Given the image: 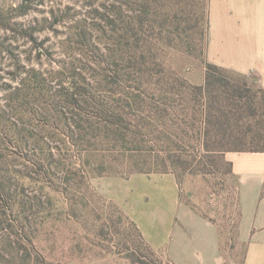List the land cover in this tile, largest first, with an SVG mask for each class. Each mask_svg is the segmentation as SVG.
I'll use <instances>...</instances> for the list:
<instances>
[{
    "label": "rangeland",
    "instance_id": "rangeland-1",
    "mask_svg": "<svg viewBox=\"0 0 264 264\" xmlns=\"http://www.w3.org/2000/svg\"><path fill=\"white\" fill-rule=\"evenodd\" d=\"M210 2L0 0V264H174L178 201L242 264Z\"/></svg>",
    "mask_w": 264,
    "mask_h": 264
},
{
    "label": "crops",
    "instance_id": "crops-1",
    "mask_svg": "<svg viewBox=\"0 0 264 264\" xmlns=\"http://www.w3.org/2000/svg\"><path fill=\"white\" fill-rule=\"evenodd\" d=\"M209 12V61L242 75H255L264 87V0H211ZM225 154L230 174L238 179L243 264H264V151ZM176 205L175 240L161 245L168 244L172 263L228 264L220 225L194 207L179 201Z\"/></svg>",
    "mask_w": 264,
    "mask_h": 264
},
{
    "label": "trees",
    "instance_id": "trees-1",
    "mask_svg": "<svg viewBox=\"0 0 264 264\" xmlns=\"http://www.w3.org/2000/svg\"><path fill=\"white\" fill-rule=\"evenodd\" d=\"M226 72L233 71L212 62L206 65L205 84L200 89L210 99V114L216 118L210 121L208 119L209 125L214 122L220 127V132H229L233 138L228 142L232 147L225 152L264 151V87L256 88L248 81L237 83L228 77ZM216 90L220 91L222 97V93L231 96L226 106L222 104L223 100ZM238 99L245 101L238 104ZM212 110L218 112L215 114ZM210 131L209 126L207 133Z\"/></svg>",
    "mask_w": 264,
    "mask_h": 264
}]
</instances>
